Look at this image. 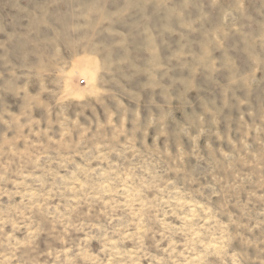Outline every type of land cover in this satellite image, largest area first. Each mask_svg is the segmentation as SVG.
Wrapping results in <instances>:
<instances>
[{
    "label": "rangeland",
    "instance_id": "rangeland-1",
    "mask_svg": "<svg viewBox=\"0 0 264 264\" xmlns=\"http://www.w3.org/2000/svg\"><path fill=\"white\" fill-rule=\"evenodd\" d=\"M0 264H264V0H0Z\"/></svg>",
    "mask_w": 264,
    "mask_h": 264
},
{
    "label": "bare ground",
    "instance_id": "bare-ground-1",
    "mask_svg": "<svg viewBox=\"0 0 264 264\" xmlns=\"http://www.w3.org/2000/svg\"><path fill=\"white\" fill-rule=\"evenodd\" d=\"M90 62V61H89ZM92 69H93V67H92ZM91 73V72H90ZM89 75V74H88ZM86 73H84V74H82V76H84V77H86L87 79H88V84H87V88L90 86V83H91V81H92V78L91 77H89ZM91 76H92V74H91ZM94 76V75H93Z\"/></svg>",
    "mask_w": 264,
    "mask_h": 264
}]
</instances>
